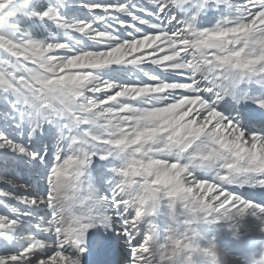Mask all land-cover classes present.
Masks as SVG:
<instances>
[{"label": "snow or ice", "instance_id": "snow-or-ice-1", "mask_svg": "<svg viewBox=\"0 0 264 264\" xmlns=\"http://www.w3.org/2000/svg\"><path fill=\"white\" fill-rule=\"evenodd\" d=\"M0 264H264V0H0Z\"/></svg>", "mask_w": 264, "mask_h": 264}]
</instances>
